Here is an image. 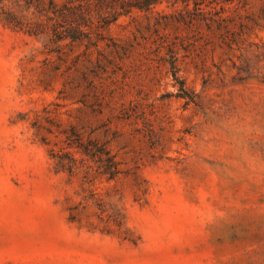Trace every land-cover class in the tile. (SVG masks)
Returning a JSON list of instances; mask_svg holds the SVG:
<instances>
[{
	"label": "rangeland",
	"instance_id": "374dc122",
	"mask_svg": "<svg viewBox=\"0 0 264 264\" xmlns=\"http://www.w3.org/2000/svg\"><path fill=\"white\" fill-rule=\"evenodd\" d=\"M203 1L121 14L62 57L0 22V264H264V0Z\"/></svg>",
	"mask_w": 264,
	"mask_h": 264
},
{
	"label": "trees",
	"instance_id": "16d2710c",
	"mask_svg": "<svg viewBox=\"0 0 264 264\" xmlns=\"http://www.w3.org/2000/svg\"><path fill=\"white\" fill-rule=\"evenodd\" d=\"M6 1L8 0H0V22L22 29L31 35L45 36L48 39V52L62 57L66 47L73 49L78 43L99 46L100 42L106 39L104 29L118 19L119 15L130 13L135 9L153 12L164 0H25V3H21V0H9L12 6H9ZM179 1L185 3L188 8L192 0H173V3ZM193 1L195 9L205 13L201 8L204 1ZM14 5L21 7V10ZM31 9H33L35 20L23 13ZM182 16L184 18V15ZM184 20L187 22L186 19ZM189 22H192V19ZM168 60L174 79L181 84L182 91L179 96L188 98V102L195 101L177 75L176 52L171 50ZM67 140L70 141L68 143L70 147H76L79 152L89 158L94 160L99 158L101 162L99 169L103 174L114 178L120 172L119 161L111 150L100 149L98 143L93 140L87 143L81 139L76 141L70 135H67ZM53 158L57 166L62 169L73 171L77 166V159L70 151L63 154L56 153Z\"/></svg>",
	"mask_w": 264,
	"mask_h": 264
}]
</instances>
